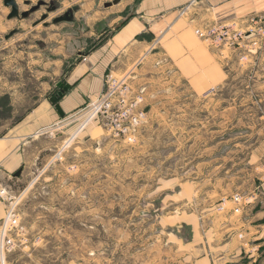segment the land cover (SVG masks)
Instances as JSON below:
<instances>
[{"label": "rangeland", "instance_id": "1", "mask_svg": "<svg viewBox=\"0 0 264 264\" xmlns=\"http://www.w3.org/2000/svg\"><path fill=\"white\" fill-rule=\"evenodd\" d=\"M15 1L29 16L0 0V138L43 95L31 77L43 71L37 53L42 37L58 30L54 19L88 7L85 18L77 14L82 22L113 0ZM222 24L237 35L222 41ZM204 28L218 81L195 85L155 43L128 72L114 73L119 82L108 70L95 100L27 146L21 174L1 190L0 225L9 212L17 222L6 231L14 248L0 249V264L222 260V216L264 201V13ZM101 41L94 36L67 60L64 75ZM21 83L12 106L6 91ZM56 92L55 84L49 95Z\"/></svg>", "mask_w": 264, "mask_h": 264}, {"label": "crops", "instance_id": "2", "mask_svg": "<svg viewBox=\"0 0 264 264\" xmlns=\"http://www.w3.org/2000/svg\"><path fill=\"white\" fill-rule=\"evenodd\" d=\"M106 3L105 10L88 14L82 22L77 14L85 18L84 15L90 13L88 7L73 10L71 21H53L54 26L59 27L53 37H42L43 44L37 54L42 56L38 62L42 63L43 71L32 75L31 80L39 82L43 95L37 104L9 125L8 134L0 138V222L5 210L1 190L8 189L10 179L25 166L27 146L37 137L61 126L58 121L63 116L51 102L53 96L49 93L55 84L56 94L59 93L62 76L65 77L63 83L70 86L58 99L65 115L86 107L101 94L108 70L123 75L136 57L160 44L165 55L178 64L182 75L195 85L215 82L221 78L219 65L198 29L214 21L238 22L250 15L264 13V0H122L109 7ZM185 7L189 8V14L181 17L180 11ZM22 13L25 12H20L17 17L29 16ZM98 13L101 15L97 16ZM40 23L36 22L34 26ZM45 25L50 27L48 23ZM72 27L80 32L73 31ZM94 36L102 37V41L64 75V63L82 54ZM24 85H12L6 91L14 100L12 106L16 100L20 101ZM190 264H264V201L258 199L241 214L222 216V260L207 257Z\"/></svg>", "mask_w": 264, "mask_h": 264}, {"label": "built area", "instance_id": "3", "mask_svg": "<svg viewBox=\"0 0 264 264\" xmlns=\"http://www.w3.org/2000/svg\"><path fill=\"white\" fill-rule=\"evenodd\" d=\"M204 29L206 30V32H209V33H212L213 31L215 32L217 30L216 27H210V28H204ZM198 33L199 35L206 34V33L201 32V30H198ZM236 35L237 33H235L230 26L226 24H222V41H225L228 37H231V36L235 37ZM113 76H114V72L111 71V75H109L108 77L109 81L113 80V83L119 82L118 77L114 78ZM98 109H99V103L94 104L93 107L91 108L92 114L94 115ZM242 199L244 198L240 197L239 195L235 196V200L238 203H240ZM236 211H240V207H237ZM12 217H13L12 212H9L8 215L4 219V222L1 223L0 225V249L3 252L10 251L14 248L13 239L9 237L6 233L8 227L11 228L13 224L15 225L17 222V220L13 219Z\"/></svg>", "mask_w": 264, "mask_h": 264}, {"label": "water", "instance_id": "4", "mask_svg": "<svg viewBox=\"0 0 264 264\" xmlns=\"http://www.w3.org/2000/svg\"><path fill=\"white\" fill-rule=\"evenodd\" d=\"M122 0H113L111 2H107L105 4L106 7H109V6H112L114 4H118L120 3ZM16 1L15 0H7V4H11L13 6V15H19V11H18V7L15 3ZM35 10V9H33ZM52 10L49 8V11ZM28 12H25V13H22L23 16H28ZM45 18V17H44ZM73 18V10H69L66 14L62 15V16H59L57 18L54 19V23H60V22H63V21H71ZM60 88L61 90L59 91V93L57 94V96H53L51 97V102L55 104V107L56 109L58 110V112L64 116L65 115V112L61 106V104L58 102V99L60 97H62L70 88L69 85H65L64 83H60ZM21 171L22 169H20L16 175H20L21 174Z\"/></svg>", "mask_w": 264, "mask_h": 264}]
</instances>
